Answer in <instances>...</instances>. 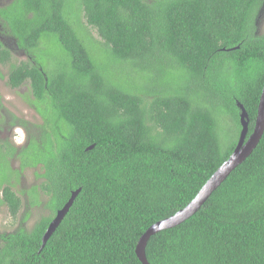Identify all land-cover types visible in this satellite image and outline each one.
I'll return each mask as SVG.
<instances>
[{
	"label": "trees",
	"instance_id": "16d2710c",
	"mask_svg": "<svg viewBox=\"0 0 264 264\" xmlns=\"http://www.w3.org/2000/svg\"><path fill=\"white\" fill-rule=\"evenodd\" d=\"M263 7L264 0H13L0 7V22L27 56L11 66L8 85L28 83L44 121L19 153L22 169L42 164L37 175L46 179L40 188L51 212L30 232L0 235V264H142V235L189 205L234 152L238 103L249 135L255 129ZM11 59L0 42V64ZM225 124L238 128L229 144ZM7 152L0 145V206L15 219L23 202ZM41 192L29 190L32 206L41 205ZM146 257L150 264H264V136L193 217L151 237Z\"/></svg>",
	"mask_w": 264,
	"mask_h": 264
},
{
	"label": "water",
	"instance_id": "95a60500",
	"mask_svg": "<svg viewBox=\"0 0 264 264\" xmlns=\"http://www.w3.org/2000/svg\"><path fill=\"white\" fill-rule=\"evenodd\" d=\"M241 110V125L242 131L238 144L227 161L211 176L206 182L197 196L187 205L184 209L178 211L173 216L166 218L152 225L140 238L136 253L142 264H150L146 257V247L149 240L154 235L164 230L175 228L185 221L193 217L202 206L208 201L211 195L225 182L230 174L241 164H243L254 152L264 136V88L261 95L258 114L256 119V125L253 133L249 135L250 120L247 111L244 106L238 103ZM89 147L88 149H92ZM81 188L72 193V196L68 203L59 210L56 217L52 220L46 233L43 236L42 247H44L48 240L52 237L54 232L63 222L71 207L73 206L76 198L81 192Z\"/></svg>",
	"mask_w": 264,
	"mask_h": 264
},
{
	"label": "rangeland",
	"instance_id": "374dc122",
	"mask_svg": "<svg viewBox=\"0 0 264 264\" xmlns=\"http://www.w3.org/2000/svg\"><path fill=\"white\" fill-rule=\"evenodd\" d=\"M13 2V0H0V7H5L8 6L9 4H11ZM258 27H257V34L259 35H263L264 34V15H262L259 20H258ZM4 28V24L2 22H0V32L3 33V35H5L7 38H4V45H7L8 49L11 52V56L12 59L10 61V63H8L7 66L2 67V65L0 64V74H2V78L0 75V103H2V95L6 94L9 99H11V103L9 105L10 109H14L16 110V112H20V114L23 115L24 113V117L26 118H22L25 119L28 123H29V130L31 135H35L36 132V125H38L40 123V119L38 118V116L34 115L32 113V111L26 107H22L21 109H18V107L20 105H23V103L18 99L17 96H12V93L9 94L10 91V87L8 86V77H9V72L11 69L12 65H18L23 61L27 60V56L25 55L24 52H22L21 50H19L16 41L14 40V38L12 36H10L7 33V30ZM91 38L93 39V41H95L96 43H94L96 45V47L98 48H102L104 47V41L101 39V37L98 35L96 30L91 29ZM7 42V43H6ZM1 107H0V113L1 111ZM13 111V110H11ZM35 125V126H31ZM236 125V124H235ZM235 125H231V124H225V129L227 131H229V135L227 136L225 142H227V144H229L232 141H235L237 139V135H238V128L237 126L235 127ZM0 129H2V127L0 126ZM1 132V131H0ZM19 135V139H20V143L24 140L25 137V133L23 131V129H19L17 130V132H15V136ZM5 136V135H4ZM2 135L0 134V144H2ZM19 140H16V142ZM224 146V144H223ZM36 172L40 173V170L38 169ZM42 172V171H41ZM14 181L15 184V189L14 191L16 193L20 192V198L22 199L23 205H27L29 202V196L28 195V191L33 188V187H38L40 185L41 179H39V176H35L34 170L33 169H27L24 173V178L21 179L19 178V180H15L14 178L12 179V182ZM41 205L38 208H32L30 210V216L28 219L23 220V217L26 215L24 214L26 208L24 207V210H22V212L20 211V214L18 216L17 219H14L11 217V215L8 212V208L6 205H1L0 206V233L1 234H10L12 232H17L19 229L24 228L27 232H30L31 228L35 225V223L43 216H47V215H51V212L48 210L46 203H47V198L45 195L41 196Z\"/></svg>",
	"mask_w": 264,
	"mask_h": 264
},
{
	"label": "flooded vegetation",
	"instance_id": "af4514ba",
	"mask_svg": "<svg viewBox=\"0 0 264 264\" xmlns=\"http://www.w3.org/2000/svg\"><path fill=\"white\" fill-rule=\"evenodd\" d=\"M262 15H264V7L260 11V14L258 16V19H257V22H256V26L257 27H258V24H259L258 23V20H259V18ZM4 38H7V37L5 35H3V33L0 32V42L3 43V44H4V42H3L4 41ZM5 46L8 47L7 45H5ZM2 67H4V66H2ZM10 93H12V96L13 95L14 96H17L18 99L23 103V105H20L18 107V109H21L22 107H26V108L30 109L32 111V113L34 115L38 116V118L41 120L40 123L38 125H36V132L38 133L39 132L38 126L39 125H42L44 121H43L42 116L37 112L34 104H32V103L35 102L36 99H35V96H34L32 90H31L29 84L26 83V84L20 86L17 89L11 88L10 91H9V94ZM1 100H2V103H0V107L2 108L1 109L2 112L0 113V126L2 127V129H0V131H1L0 134L2 135V137H1L2 138V144H0V145L3 147L4 150H6V152L9 151V149H12V148H15L16 149V154H13V156H10V152H7L6 153V155H7V161H8L9 166L16 172V175H18V180H19V178H21V179L24 178V173H25V171L27 169H33L34 170V173H35V176H37V173L38 172H36V171L38 169L40 170V173L39 174H43V171H42V168H41L42 167V164H40L37 167H33V166L32 167H29V166H26L24 168V170L22 169V159H21V156L19 155V153H20V151L23 148L28 147L29 144H30V135H31V133H30V130H29V123L25 119H22V118H26V117H24L25 116L24 113L22 115V114H20V112H16V110H14L16 108H14V109H10L9 108V105L11 103V99H9V97L6 94H3L2 95ZM11 110H13V111H11ZM21 122H26L27 123V127L25 128V127L21 126L20 125ZM31 126H35V125H32L31 124ZM21 128L23 129V131L25 133V137H24V140L20 143V139H19L20 136L19 135H16L15 136V132H17V130H19ZM16 140H19V141L16 142ZM39 179H41V182H40V185L38 186V190L41 192L40 186L42 185V183L46 179L42 178L41 176H39ZM13 183H14V181H13ZM14 189L15 188H13V190ZM41 195H44V194L42 193ZM28 196H29V194L27 195V197ZM47 197L48 196H46V198ZM24 207L26 208L24 214H26L28 216L27 217V219H28L29 216H30V210L32 208H38L39 206H32L31 203L28 202L27 205L26 204L23 205V207L21 209V212H22V210H24ZM19 214H20V212H19ZM19 214H18V216H19ZM26 215L23 217V220H26ZM18 216H17V218H18ZM47 216H49V215H47ZM17 218H15V219H17ZM33 227H35V226H33ZM33 227L31 228V230L33 229ZM21 229L24 230V231H26L24 228H21ZM12 233H16V231L15 232H12ZM0 235H9V234H1L0 233Z\"/></svg>",
	"mask_w": 264,
	"mask_h": 264
}]
</instances>
